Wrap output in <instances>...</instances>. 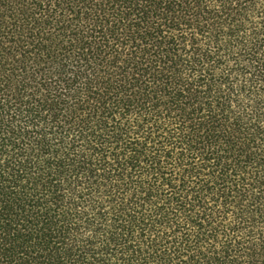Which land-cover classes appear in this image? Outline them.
<instances>
[{
  "label": "trees",
  "instance_id": "16d2710c",
  "mask_svg": "<svg viewBox=\"0 0 264 264\" xmlns=\"http://www.w3.org/2000/svg\"><path fill=\"white\" fill-rule=\"evenodd\" d=\"M0 264H264V0H0Z\"/></svg>",
  "mask_w": 264,
  "mask_h": 264
}]
</instances>
